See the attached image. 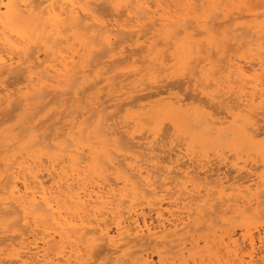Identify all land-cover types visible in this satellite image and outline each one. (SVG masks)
<instances>
[{
	"label": "bare ground",
	"instance_id": "bare-ground-1",
	"mask_svg": "<svg viewBox=\"0 0 264 264\" xmlns=\"http://www.w3.org/2000/svg\"><path fill=\"white\" fill-rule=\"evenodd\" d=\"M109 1L119 8L104 15ZM178 1L200 10L199 0H0V115L19 112L0 130V264H264V161L260 172L254 153L256 168L239 157L208 159L242 147L264 155V0H226L233 9L224 17L208 11L199 29L186 20L192 13L176 14ZM199 37L226 55L213 51L209 70L197 53L178 59L189 95H170L173 85L158 89L145 75L134 83L153 71L162 84L169 74L162 80L158 61L168 64L173 41L194 47ZM38 41L45 50L34 51ZM80 46L85 58L94 53L89 67L106 60L82 97L85 87H71L92 70L77 66ZM51 102L65 128L54 139L40 134L46 118L37 122ZM220 164L235 177L219 173ZM198 226L207 236L194 238L204 231ZM104 254L108 262L99 263Z\"/></svg>",
	"mask_w": 264,
	"mask_h": 264
},
{
	"label": "rangeland",
	"instance_id": "rangeland-1",
	"mask_svg": "<svg viewBox=\"0 0 264 264\" xmlns=\"http://www.w3.org/2000/svg\"><path fill=\"white\" fill-rule=\"evenodd\" d=\"M180 1H182V0H180ZM199 1H203V2H199ZM198 2L196 1V4L198 5L197 6V8H200V10H198V12L197 13H195L196 11H194V10H188L186 7H183V6H185V5H182L184 2L182 1V4H181V2H179L178 1V8L176 7V9L175 10H177L178 12H176V14L178 15V14H180V15H189L188 14V12L189 13H192L189 17H186V20H190L189 21V23L195 28V29H199V25H200V21H201V19H202V17L204 16V14H206L208 11V14H211V13H213L214 11H217L218 12V16L220 15V17L221 16H226L228 13H229V11H230V8H232L233 9V7H234V5L232 6V4L233 3H230V4H228L227 5V2H226V0H218V1H221V4H222V6L220 5L219 7H218V5L220 4V2H218V1H215V0H199ZM207 1V2H206ZM212 3H211V2ZM209 2L211 3V4H209ZM215 2H217V4L215 3ZM117 3V4H116ZM106 2V5H107V8H106V6L103 4V6L105 7V9L103 8V7H101V11L103 12V14H104V11H105V14L104 15H106V14H108L107 12H109L110 13V11H109V8L112 6V4H113V6L112 7H114V8H119V3L118 2ZM176 3H177V1H176ZM179 3L181 4V5H179ZM194 3H195V1H194ZM202 3V5L203 4H205L206 5V8L204 7H202L200 4ZM196 4H194L195 6H196ZM210 5V6H212V4H215V5H217V6H212L211 8H210V6H207V5ZM234 4H236V3H234ZM116 5H117V7H116ZM225 5H227L228 6V9H227V7L225 6ZM179 6H181V7H179ZM202 7V9H201V7ZM224 6V7H223ZM229 6H230V8H229ZM232 6V7H231ZM109 7V8H108ZM209 7V8H208ZM186 8V9H185ZM215 8V9H214ZM217 8V9H216ZM224 8H226V9H224ZM111 9V8H110ZM121 9V8H120ZM120 9H118V10H120ZM221 11H220V10ZM106 10H107V12H106ZM181 11V13H180V11ZM195 10H197L196 8H195ZM188 11V12H187ZM191 11V12H190ZM203 11V13H200V12H202ZM119 12H121V10L119 11ZM186 12H187V14H186ZM205 12V13H204ZM216 12V13H217ZM224 12V13H223ZM194 13V14H193ZM215 13V12H214ZM223 13V14H222ZM197 16H196V15ZM195 15V17H193ZM190 17H192V18H190ZM189 18V19H188ZM198 18V19H197ZM199 18H201V19H199ZM196 19V20H195ZM249 21V20H248ZM248 21H246V22H248ZM253 23V22H252ZM252 23H251V21L248 23V28L250 29V30H254V26H252ZM198 26V27H197ZM159 33H160V35H161V37L162 38H166V34H165V32L163 31V29H159V31H158ZM163 33V34H162ZM198 39V41L200 40V42H198L197 43V46H196V44L194 45V47H193V45H189L188 43L186 44V42H185V44H184V41H173V42H176V43H172V47H171V49L170 50H172V51H168L167 53H168V55L166 56L167 58L169 57V59H167V60H169V61H167L168 62V64L166 63V62H164V60L166 61V58H163V60H160V61H158V63H159V68H160V70L159 71H161V72H163L165 69L167 70H165L166 72H163V76H162V80H163V78L164 77H166L167 78V76H166V74H169L168 76V78H167V80H165L166 78H164V82L161 84H159V83H156V81L158 82V80H156V78L155 77H152V76H154L153 75V71H152V73L150 72V74H151V76H150V74L149 73H147L148 75H146V73L144 72V74H143V72H140L141 73V75H140V73H137V75H136V77H137V80L135 79H133L134 80V83L135 84H137L138 85V82H140L141 83V78H142V80L143 79H145V78H147V81L149 80V81H151V83H152V85L153 86H155V84H158L159 86H158V89H161L162 88V86H163V89H164V87L165 88H168V89H170L169 87H171L172 85V90H170V95H175V96H186V95H189L190 93H189V89H186V85L185 84H183L184 82H185V80L183 79L184 78V73H182V70H181V73L180 72H178V71H180V66H179V60L180 59H182V55L184 56L183 58L184 59H188L189 61H193V60H195L194 58H193V56H194V54H190V53H197L194 57L196 58V59H198L197 61H200V63L199 62H195V64H197V63H199L200 65V67H203L204 69H206V70H209V68L208 67H206V65L207 66H209V64H208V60L210 59V57L209 56H211L212 55V52L214 51V54H215V52L217 53V55L221 58L222 56H225L226 54V52H225V47L223 48V46H219L218 44H213V47H212V43H210V42H207V40L206 39H204L203 38V40H204V43H202L203 42V40H202V37L200 38H197ZM133 40H134V42H133ZM137 40V41H136ZM136 41V42H135ZM39 42V43H38ZM37 42V47L34 49V51H41V50H45L46 49V43L44 42V41H38ZM132 42L133 43H136V46H138V50H140L139 48H141V50H142V46H143V44H144V40H142V39H137V37H133L132 38ZM180 43V44H179ZM184 44V45H183ZM201 44H205V47L207 48L206 50H205V48H204V46H202V50L200 49V46L199 45ZM207 44H208V46H207ZM139 45H141V46H139ZM179 45L181 46L180 48H178L179 47ZM188 46V47H184V46ZM41 48L40 50L38 49L39 47ZM176 46V47H175ZM196 46V47H195ZM216 46V47H215ZM175 47V48H174ZM184 47V48H183ZM190 47V48H189ZM192 47H193V49H192ZM81 49V51H79L80 53V55H78V57L77 58H79V59H77V66H80V67H85L86 66V64H87V66L86 67H88L90 70H92L91 71V73H87V75L89 74V77L88 78H86V80H83V79H78L77 81H76V87H74V86H72L71 88H72V90H75L77 93L79 92V91H85V89H87L88 88V86H89V88H90V85H91V83H93L94 82V80H95V78H97V77H101L100 75H102V73H103V67H102V63L101 62H103V60L104 61H106L105 60V58H101V59H99V62H100V65H99V62H98V59H95V60H97V63L98 64H95V63H91V64H93V65H96V66H93L92 67V65L89 67V62L87 63L86 61H89L90 60V57L92 58L93 56V54L94 53H92V55L90 56L89 55V59L88 58H85V57H87V54H89L88 53V51H87V48L85 47V46H80V47H77L76 48V51H78L79 49ZM174 48V49H173ZM185 48H186V51H185ZM212 48V49H211ZM38 49V50H37ZM137 49H135V50H137ZM188 49V50H187ZM197 49V50H196ZM214 49V50H213ZM222 50V51H219V50ZM140 50V51H141ZM191 50V51H190ZM192 50H194V51H192ZM199 50L200 51H202L203 52V50H204V52L203 53H201V52H199ZM212 50V51H211ZM216 50V51H215ZM143 52H140L139 53V55L141 54L143 57H147V56H149L150 54H149V52H148V50H142ZM183 51H184V53L185 54H183ZM188 51V52H187ZM196 51V52H195ZM83 52H86V53H84L83 54ZM96 52L98 53V50H96L95 51V54H96ZM100 52H102V51H100ZM180 52V53H179ZM187 52V53H186ZM199 52V53H198ZM220 52V53H219ZM137 53V52H136ZM178 56V58L176 59V55ZM179 55H178V54ZM201 53V54H200ZM207 53V54H206ZM83 54V56L81 57V55ZM85 54H86V56H85ZM100 54V53H99ZM103 54V53H102ZM148 54V55H147ZM181 54V55H180ZM190 54V55H189ZM170 55H171V57H170ZM205 55V56H204ZM85 56V57H84ZM95 56V55H94ZM188 56H189V58H188ZM190 56H191V58H190ZM200 57V59H203V60H199V57ZM98 57H100L99 55H97V57L96 58H98ZM172 57H173V59H172ZM209 57V58H208ZM94 58V57H93ZM192 58H193V60H192ZM205 58H207V59H205ZM179 59V60H178ZM81 60V61H80ZM95 60H93L92 59V61L93 62H95ZM133 60V59H132ZM173 60V61H172ZM178 61V63H177V67H176V62ZM205 61V62H204ZM86 62V63H85ZM91 62V61H90ZM164 62V63H163ZM167 65H166V64ZM173 63V64H172ZM202 63V64H201ZM164 64V65H163ZM84 65V66H83ZM166 65V67H164ZM175 65V66H174ZM202 65H204V66H202ZM162 66V67H161ZM168 66H170V68L172 69H170ZM173 66V67H172ZM101 68V69H100ZM122 68H124V66H122V67H120V69H122ZM169 68V69H168ZM173 68H177V70L175 71V69L173 70ZM178 68H179V70H178ZM144 69V68H143ZM162 69H164L163 71H162ZM116 72V71H115ZM169 72V73H168ZM170 72H172V73H170ZM177 72V73H176ZM145 75V76H144ZM170 75H173V76H170ZM19 76V77H18ZM17 77H16V79H18V78H20L22 75H18ZM143 76L145 77V78H143ZM172 77V78H171ZM178 77H181V78H178ZM139 78V79H138ZM176 78H178L179 79V81H178V79H176ZM152 79V80H151ZM154 79V80H153ZM170 79V80H169ZM14 79H11V81H13ZM74 80V79H73ZM175 80H177L178 82H176V83H178V86H177V84L174 82ZM183 80V81H182ZM75 81V80H74ZM86 81V82H85ZM180 81H182V83L180 82ZM175 84H174V83ZM70 84V79L67 81V88L66 89H68L69 87H68V85ZM73 85H74V83H73ZM151 85V86H152ZM180 85H182V86H180ZM87 86V87H86ZM152 86V87H153ZM177 86V87H176ZM82 87H85V89L83 90V88ZM156 87V86H155ZM183 87V88H182ZM189 87V86H188ZM190 88V87H189ZM180 89H181V91H180ZM183 89V90H182ZM88 91L86 92L85 91V93H82V94H80V97H82V96H86L87 95V93L88 94H91V93H93V91H91V92H89V90L90 89H87ZM157 89H153L152 91H156ZM152 91H150V93L152 92ZM180 91V92H179ZM148 93H149V91H147ZM146 92H143V93H138V94H134V95H136L137 97L138 96H140L141 94H145ZM185 93V94H184ZM84 94V95H83ZM133 95V96H134ZM143 95H141V96H143ZM164 96H165V98H167L168 96L167 95H163V96H160V97H154V98H151V99H149V100H144L142 103H146V104H149V105H154V104H157L158 102H160L161 100H163V99H165L164 98ZM52 98V97H51ZM56 98V97H55ZM59 97L57 96V101H59V99H58ZM49 99H50V97H49ZM48 99V100H49ZM134 99V98H133ZM132 99V100H133ZM47 100V101H48ZM54 99H52V101H53ZM105 99H103V101H104ZM129 100L130 99H127V100H125V101H123V102H121V104H123V103H128L129 102ZM131 101V100H130ZM56 102V101H55ZM55 102H51L45 109H43V111L38 115V120H37V122L40 120V122L42 121V120H44L45 121V118H46V122H44V121H42L41 123H45V125H42L43 127H42V129H41V131H40V134H42L43 133V135L45 134V135H47L48 136V132L50 133V132H52V133H50V134H52V135H50V136H46V138H48L49 139V137H50V139H54L55 138V133H57V134H60V129H62V128H64L63 127V122H64V120L63 119H61V121H62V123L61 122H57V120L58 121H60V116L61 115H56V117L55 116H53V113H54V115L56 114L55 112L57 111L56 109H58V111H59V109L60 108H57L56 107V105L57 104H55L54 105V103ZM189 103V102H188ZM187 103V104H188ZM58 104H60L59 102H58ZM59 106V105H58ZM74 109H75V107H74ZM127 109V108H126ZM133 109H135V108H133ZM132 109V110H133ZM70 112H71V110H73V107L71 108V109H68ZM68 110L66 111V113H69L68 112ZM11 110H9V111H5V114L4 113H2V115H0L1 117L0 118H2V119H0V120H6L7 121V119H11L12 121H10V120H8V121H10V123L9 122H5L4 124H0V130L1 129H5V128H7V127H9V126H11V125H13V124H15L16 122V120H17V118H15L14 120H13V115H15V116H17L18 114H19V112L17 113V112H13V111H11ZM53 113H52V112ZM74 111V110H73ZM51 113H52V115H51ZM65 113V114H66ZM8 114H9V116H8ZM11 114V115H10ZM13 114V115H12ZM50 114V115H49ZM121 115H124V112L123 113H121ZM8 118H7V117ZM53 116V117H52ZM47 117H48V119L50 118V117H52L51 118V120H49V122H48V119H47ZM62 117V116H61ZM4 118V119H3ZM54 118H56V119H54ZM52 121H53V123H54V125H53V123H52ZM55 121V122H54ZM1 123V122H0ZM56 123H61L60 125L59 124H56ZM10 124V125H9ZM36 124H39V123H36ZM47 124V125H46ZM49 125V126H48ZM51 125H53V126H51ZM58 125V126H57ZM46 126H47V128H48V130H45V128H46ZM60 126H61V128H60ZM57 127V128H56ZM52 128V130H50ZM59 129V130H58ZM65 129V128H64ZM164 129L166 130V131H164V132H167V127L165 126L164 127ZM43 130H44V132H43ZM162 131H163V129H162ZM42 132V133H41ZM162 134H163V132H161ZM165 134V133H164ZM167 134V133H166ZM45 135H44V137H45ZM45 138V139H46ZM241 148V147H240ZM238 151H239V153H238V151L237 152H235V154H234V152H233V155H231V153L232 152H229V153H227L229 150L227 149V151L225 152L224 150V152H225V154L223 155V153L224 152H222V150H221V152L219 151V152H216L217 154H215L214 156H209V155H213L212 154V151H210L209 152V154H208V159L210 160V161H212V162H216L217 161V159H216V155H218V154H220L221 155V157L219 158V159H222V158H226V155H227V158L228 157H231L230 159L228 158L227 159V161L228 162H232V160H233V162L232 163H234L235 162V159L234 158H236V157H239L240 159L238 160V164H241V166H242V164H243V162L245 161V162H247L246 164L248 165V166H251L252 167V165H253V167L252 168H256L258 171H260L261 172V169H262V165L263 164H260L261 163V161L263 162L264 160V155H260V154H258V153H256L255 151H247V149L246 148H241V149H237ZM241 150H244V151H242L241 152ZM247 152V154H248V157H247V154H246V152ZM250 154H249V153ZM198 153H200L201 154V152H200V150H196V156L198 157H201V155L200 154H198ZM214 153V152H213ZM252 153H254L253 155H255V158H254V156L252 155ZM237 154H239L238 156H237ZM229 155H231V156H229ZM245 156V157H243V156ZM224 156V157H223ZM235 156V157H234ZM250 156H253V157H250ZM258 156H259V158H258ZM243 158V159H242ZM246 158H248L247 160H245ZM250 158V159H249ZM251 158H254V160H255V162H256V164H257V162L258 161H260L259 162V164H258V166H256V164L253 162L254 160L253 159H251ZM259 160H258V159ZM214 159V160H213ZM216 159V160H215ZM238 159V158H237ZM258 161H257V160ZM242 160V161H241ZM250 160V161H249ZM252 160V161H251ZM240 161H241V163H240ZM248 161H249V163H248ZM250 162H252V163H250ZM254 163V164H253ZM237 164V166L238 167H240L239 165ZM249 164H251V165H249ZM221 166L219 167L218 166V168H219V173H226V175L227 176H231V177H233V175H234V177H235V172H232V171H230L231 169H228V168H226L224 165H222V164H220ZM254 166H256V167H254ZM260 166H261V169H260ZM224 168V169H223ZM249 168V167H248ZM221 170V171H220ZM224 172H223V171ZM227 171V172H226ZM234 171V170H233ZM256 171V170H255ZM258 171H256V173L258 172ZM230 174V175H229ZM238 176V175H237ZM236 176V177H237ZM243 176V175H242ZM247 180L248 179H243V181L242 182H244L245 184L247 183ZM249 181V180H248ZM153 216V215H152ZM260 223H262V225H264V218H262L261 219V221H260ZM233 224H236V221H234L232 224H230V229H233L234 231H235V238H237V237H239L240 236V228L239 227H236L235 225H233ZM203 227H204V229H205V224L203 225ZM222 226H219V228L221 229V230H223V229H227V227H222ZM261 227H263V226H261ZM198 228H199V226H198ZM200 228H202L201 226H200ZM199 228V229H200ZM264 228V227H263ZM263 228H261V229H259L260 231L261 230H264ZM203 228H202V230H204ZM239 229V230H238ZM206 230V229H205ZM201 231V232H197V233H195V235H194V238H197V239H201V238H203V237H205V236H207V234H208V230H207V232L206 231ZM237 230H238V232H237ZM237 233V234H236ZM239 233V234H238ZM202 236V237H201ZM201 246H202V244H201ZM156 250V249H155ZM155 250H151V252H152V254H154V255H152L151 254V256L152 257H154L153 258V260H156V258H157V251H155ZM155 251V252H154ZM171 255H169L168 257H170ZM107 256H105V254L104 255H101L100 256V261H99V263H104V262H108V258H106Z\"/></svg>",
	"mask_w": 264,
	"mask_h": 264
},
{
	"label": "snow or ice",
	"instance_id": "snow-or-ice-1",
	"mask_svg": "<svg viewBox=\"0 0 264 264\" xmlns=\"http://www.w3.org/2000/svg\"><path fill=\"white\" fill-rule=\"evenodd\" d=\"M3 7H5V8H10L11 7V5L10 4H8V5H3ZM45 7H47V5L45 6ZM49 19H53L52 17H49ZM55 19H59V17H57V18H55ZM21 39H23V38H21ZM17 51L19 52V51H21V49L20 48H17ZM6 63H7V61L4 59V57H0V65H6Z\"/></svg>",
	"mask_w": 264,
	"mask_h": 264
}]
</instances>
